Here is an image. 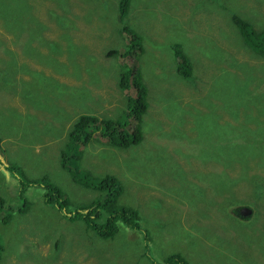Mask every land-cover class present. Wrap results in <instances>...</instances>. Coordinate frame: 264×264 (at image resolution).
<instances>
[{
  "label": "rangeland",
  "instance_id": "obj_1",
  "mask_svg": "<svg viewBox=\"0 0 264 264\" xmlns=\"http://www.w3.org/2000/svg\"><path fill=\"white\" fill-rule=\"evenodd\" d=\"M26 1L34 5L26 16L32 24L18 45L10 40V52L0 50V69L10 53L20 67L14 92H0V147L20 174H47L70 201L88 203L98 194L78 185L58 160L79 116L119 117L125 94L118 60L107 54L135 43L121 30L116 0ZM231 14L264 29V0H131L125 22L142 35L138 65L148 89L143 140L122 149L94 136L79 148L78 164L94 176L117 177L121 200L137 209L145 233L120 226L114 238L102 239L63 220L43 203L41 189L30 188L26 213L0 223V264H164L176 253L191 264H264V87L254 97L250 91L254 73L264 82V55L242 44ZM0 38H12L1 17ZM173 44L192 60L193 80L178 72ZM205 46L221 63L202 52ZM219 70L221 77L235 75L223 83L224 106L220 97L204 101ZM236 98L241 108L231 115L227 103ZM215 122L225 124L224 133L215 134ZM130 154L145 156L133 166ZM224 178L229 187L220 191ZM10 181L0 166L6 202L15 193ZM244 207L248 216L237 210Z\"/></svg>",
  "mask_w": 264,
  "mask_h": 264
},
{
  "label": "trees",
  "instance_id": "obj_2",
  "mask_svg": "<svg viewBox=\"0 0 264 264\" xmlns=\"http://www.w3.org/2000/svg\"><path fill=\"white\" fill-rule=\"evenodd\" d=\"M131 0H116L115 9L118 14V20L121 23V30L130 36L131 41L134 42L129 50H113L108 52V56H116L119 64L118 73V88L125 94V104L123 110L119 114L118 118H105L99 120L92 115L79 116L72 129L68 134V140L66 147L64 148L62 155L61 166L72 173V179L81 187L85 189H91L98 194V197L94 198L88 203L78 204L69 200L63 190L54 182H52L48 175H42L38 178H27L23 174H20L21 169L14 163L7 161L4 157V151L0 147V166L6 172L8 182L14 187L15 193L12 194V198L9 202H6L0 196V223L7 224L12 221L13 216L17 214L26 213L29 206L28 201L25 198L26 191L30 188H38L42 190L43 203L50 209H55L63 220L70 223L79 222L91 230L96 236L102 239L114 238L120 226H123L129 230L145 233L140 222V216L137 209L131 207L128 204H124L121 200L123 194V187L121 182L111 174L103 176H94L89 172L82 171L79 167V148L86 146L90 143L94 136L105 140L115 147L122 149H128L130 146L139 145L143 140V132L141 121L142 117L148 109V89L144 83L138 60L143 52L141 43L143 41L142 35L138 34L136 30L126 24L125 19L129 13ZM34 14V5L28 3L26 0H0V17L2 19V25L7 29L8 33L12 35L9 40L0 38V50H6L10 40L18 45L19 35L24 32L25 24L30 25L32 22L27 20L28 14ZM114 13V11H113ZM259 15V12L254 14L253 17ZM6 17V18H5ZM36 24V23H35ZM29 33L31 30L29 26ZM40 25H35V28H39ZM231 28L238 33L242 44L247 47L255 56L264 55V29L261 31L255 30L254 24L250 19L242 18L238 15L231 14ZM29 44V43H25ZM26 50L29 46L25 45ZM176 51L177 69L184 77L192 79L193 62L190 57L181 49L180 44H173ZM198 49V47L196 48ZM202 52L206 51L209 58L219 59L208 54V48L201 47ZM201 52V54H202ZM218 53H220L218 51ZM11 60L6 61V69H0V92L8 91L14 92L15 86L12 77L15 75L17 69L16 59L11 53ZM234 67L236 71H244L243 64L229 63V66ZM249 68V67H248ZM15 69V70H14ZM250 71H254L253 68H249ZM252 82L251 97L258 95L262 92L264 82L262 75L254 73ZM41 81L48 80L49 77H44L38 73L35 74ZM221 72L214 74L212 87H210L208 94L204 101L207 103L212 98L222 99L223 103H219L224 106L225 93L228 86L223 87L224 82H231L235 79L234 74L229 72L221 77ZM226 80V81H225ZM23 94L25 90L23 89ZM171 93V92H170ZM175 95L176 93L173 92ZM220 94V95H219ZM46 95H49L48 92ZM171 96V95H170ZM169 96V97H170ZM211 98V99H209ZM210 111L213 109V105L217 104L208 103ZM241 108V102L239 99H232L227 103V110L231 115L239 113ZM243 108V107H242ZM244 109V108H243ZM199 111V110H198ZM246 116V115H245ZM234 118V117H233ZM6 120L9 123H13L15 120L10 116H6ZM247 121V116L245 117ZM16 123V122H15ZM14 123V124H15ZM225 125V124H221ZM220 123L215 122V127L218 133H224V128ZM207 136V135H206ZM145 155L130 154L128 163L133 166H139ZM159 157L167 158V155H159ZM170 157H168L169 159ZM127 161V159H125ZM214 177V175H206L205 179ZM220 181V180H218ZM222 184L218 187V190L225 191L229 186L227 180L224 178ZM231 186V185H230ZM238 211L240 209H237ZM238 214V212H236ZM4 244L0 235V261L2 253L4 251ZM164 264H191L180 254H171L168 256Z\"/></svg>",
  "mask_w": 264,
  "mask_h": 264
},
{
  "label": "water",
  "instance_id": "obj_3",
  "mask_svg": "<svg viewBox=\"0 0 264 264\" xmlns=\"http://www.w3.org/2000/svg\"><path fill=\"white\" fill-rule=\"evenodd\" d=\"M238 212L242 216H248L251 211H250V209L244 207V208H241Z\"/></svg>",
  "mask_w": 264,
  "mask_h": 264
}]
</instances>
